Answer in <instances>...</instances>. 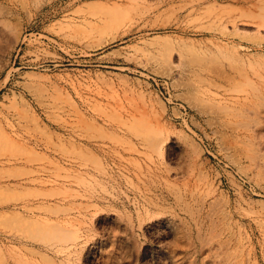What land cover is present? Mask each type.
<instances>
[{"label":"rangeland","instance_id":"obj_1","mask_svg":"<svg viewBox=\"0 0 264 264\" xmlns=\"http://www.w3.org/2000/svg\"><path fill=\"white\" fill-rule=\"evenodd\" d=\"M0 264H264V0H0Z\"/></svg>","mask_w":264,"mask_h":264}]
</instances>
